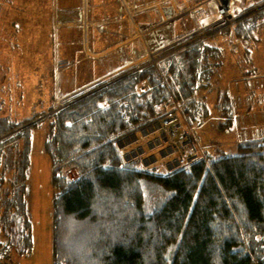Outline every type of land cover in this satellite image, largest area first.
I'll return each mask as SVG.
<instances>
[{
	"label": "trees",
	"instance_id": "trees-1",
	"mask_svg": "<svg viewBox=\"0 0 264 264\" xmlns=\"http://www.w3.org/2000/svg\"><path fill=\"white\" fill-rule=\"evenodd\" d=\"M248 12L221 32L245 44L262 41L264 5ZM215 33L184 40L158 68L115 74L51 116L44 150L52 160L53 264H264V138L239 144L237 154L198 156L160 173L124 163L117 143L163 116L172 95L191 101L210 82L225 52L209 41ZM142 84L151 88L141 92ZM195 106L187 108L194 116ZM226 108L235 113L233 102ZM38 117L0 116L6 255L33 248L29 182Z\"/></svg>",
	"mask_w": 264,
	"mask_h": 264
},
{
	"label": "rangeland",
	"instance_id": "rangeland-1",
	"mask_svg": "<svg viewBox=\"0 0 264 264\" xmlns=\"http://www.w3.org/2000/svg\"><path fill=\"white\" fill-rule=\"evenodd\" d=\"M83 1L0 0V116H9L13 121L22 122L35 116L39 117L33 122L43 120L42 125L33 132L31 152L29 198L33 248L30 254L20 256L15 251L10 252V255L3 254L0 247V264H53L52 160L44 150L51 116L63 109L73 96L88 91L115 74L144 68L142 65L149 62L146 58L148 38L151 39V45L156 44L154 47H157L161 39L166 40V37H161L159 30L145 37H132L128 40L129 33L117 39L114 43L117 46L112 50L117 56H124L127 46L130 49H140L138 48V55L133 54L131 49L132 56L129 59L124 58L126 66L114 72L112 70L121 61L108 55L111 48L106 45L111 42L96 51L93 50L90 39L93 27L89 24L93 22V2ZM176 1L177 4L184 2ZM241 2L244 7L235 5V13L239 17L264 5V0ZM190 14L192 13L188 12L173 19L174 22L169 23L172 26L170 31V27L168 30L164 28L168 38L172 41L179 40L185 35L182 33L187 32L185 30L198 27V23L191 16L181 20L183 16ZM96 16L94 11L92 17ZM139 17L143 31L154 25L145 23L141 15ZM116 23L123 25L119 32L127 30L126 24L129 25L128 28L131 27L125 18L117 17ZM227 26L231 24L225 27ZM223 28L216 31L213 38L209 37V41L220 44L225 50L222 63L213 72L210 82L197 89L191 101H182L172 95L160 107V112L166 111L165 114L168 111L180 113L185 128L193 134L191 141L195 143L196 157L209 154L211 158L218 159L237 154L239 144L264 138V38L262 41L249 42L248 45L233 33H222ZM210 34L213 32L208 35ZM261 35L264 37V33ZM247 46L250 53L246 52ZM153 66L158 68V65ZM165 82L168 84L166 78ZM141 86V92L151 88L150 84ZM230 101L233 102L235 110L232 115L226 112L229 109L226 104L229 106L232 103ZM192 104L199 106L193 107L197 111L196 116L187 110L188 105ZM164 115L138 128L136 135H127L125 138L128 142L138 138L127 149L137 147L136 145H151L158 156L163 157L168 153L172 158L171 155L179 147L170 143L166 146L164 143L156 144V135L149 130ZM117 143L121 145V139ZM154 157L153 155V159ZM3 239L0 233V240Z\"/></svg>",
	"mask_w": 264,
	"mask_h": 264
},
{
	"label": "built area",
	"instance_id": "built-area-1",
	"mask_svg": "<svg viewBox=\"0 0 264 264\" xmlns=\"http://www.w3.org/2000/svg\"><path fill=\"white\" fill-rule=\"evenodd\" d=\"M170 1L175 8L173 14L163 13L160 23L154 24L150 28L146 27L143 31V27L139 23L140 8L137 6L136 0H121L123 18L131 25L130 35L127 37L128 40L132 39V37H145L146 35L153 34L155 30H164L162 27H165L172 22L173 19L188 12L193 14L195 21L198 23L197 28L184 35L179 40L172 41L161 39L158 41L157 47H154L156 44L151 45V39L148 38L146 58H148L147 60H149V62L146 65H158L160 60L165 56L181 49L182 46H179L174 50H170L185 39L194 36H196V39L204 38L209 33L219 31L226 25L234 24L239 18L235 13V5L237 4L239 7H244L241 0H184L182 4H176L175 0ZM84 2L85 0L83 3ZM161 37H164L162 33ZM146 65L142 66L144 67ZM164 116L163 119L157 121L155 127L149 130L153 135H156V144L164 143L166 146L170 143L179 147V149L171 155L172 158L169 157L170 155H168V153L163 157L158 156L151 145H136L137 147L127 149V147L136 142L138 138L136 137L133 141L129 140V142L126 140L127 138H124L121 140V145H119L125 161L124 163L136 162L141 169L152 173H160L159 170L162 168H166L168 171H175L176 169L192 164V161L197 158L195 156V143L191 141V139H193V136L191 138L192 132L185 128L178 111H168ZM132 134L136 135V132ZM160 137H162V139H160ZM153 155L155 156L154 159Z\"/></svg>",
	"mask_w": 264,
	"mask_h": 264
},
{
	"label": "crops",
	"instance_id": "crops-1",
	"mask_svg": "<svg viewBox=\"0 0 264 264\" xmlns=\"http://www.w3.org/2000/svg\"><path fill=\"white\" fill-rule=\"evenodd\" d=\"M92 2H93V11L91 14V19L93 22L90 23V26L93 27L92 31L90 33L92 36L90 39L93 43L92 48L94 51H96L101 46H104L105 44L111 42V44L106 45L109 49L111 48L108 55L113 56L112 57L113 59L117 58L116 60L121 61V64L119 65L121 68L119 66H117V67H119L117 70H115L117 67H115L112 70V71L116 72V71L121 70L123 67L126 66L127 62L126 63L124 62V58L129 59L132 56V53L138 55L137 51H139L140 48L139 47H138L139 49L138 48H131L132 49L131 50L130 47L127 46V48L124 49V50H126V53L124 54V56H121V57L117 56V54L112 53L113 47L117 46L114 43L116 41H118L119 39L123 38L124 35L127 36L131 32V27L128 28L129 27L128 24H126V26H127L126 31L122 30L121 32H119V30L121 28H123V25L121 23H118V24L116 23L117 17L124 19L122 17L123 16V6L121 3V0H92ZM175 3L177 4L176 0H175ZM136 4L140 8V11L142 10V13H139V15H141V18L144 19V22L145 23L148 22V24L149 23L150 24L151 23H153V24L160 23L162 20V17H163V16H161L162 13L166 12L164 9L170 10L166 14H173V12L175 11V8H174V6L170 0H136ZM64 5H66V3H64ZM94 11L97 14L96 17H92ZM187 16H191L193 21H195V18L192 14L183 16L181 18V20L186 19ZM114 21H115V23H112ZM172 22H174V21H172ZM172 22H170V23L172 24ZM171 24H167L165 27H162V28H166L168 30V27H170ZM195 25H196V23H195ZM171 27H170L169 31L171 30ZM194 29H195V26L193 28H189V29L185 30L187 32H184L182 34L186 35ZM165 32H167V31L161 30L159 33H160V35L162 33L163 36L166 37L167 40H169L168 36L166 35ZM130 50L132 51V53L130 52Z\"/></svg>",
	"mask_w": 264,
	"mask_h": 264
},
{
	"label": "water",
	"instance_id": "water-1",
	"mask_svg": "<svg viewBox=\"0 0 264 264\" xmlns=\"http://www.w3.org/2000/svg\"><path fill=\"white\" fill-rule=\"evenodd\" d=\"M166 12L165 13H167V12H169L170 10L169 9H164Z\"/></svg>",
	"mask_w": 264,
	"mask_h": 264
}]
</instances>
